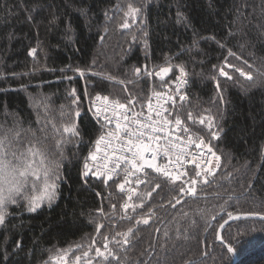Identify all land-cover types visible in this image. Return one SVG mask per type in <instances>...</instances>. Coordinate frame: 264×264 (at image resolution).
Wrapping results in <instances>:
<instances>
[{
    "label": "trees",
    "instance_id": "obj_1",
    "mask_svg": "<svg viewBox=\"0 0 264 264\" xmlns=\"http://www.w3.org/2000/svg\"><path fill=\"white\" fill-rule=\"evenodd\" d=\"M178 68L190 86L176 115L221 166L194 198L150 176L128 201L120 181L86 171L101 134L87 99L143 105ZM9 129L59 179L50 205L7 207L0 264H264V221L217 239L229 212L264 214V0H0V136ZM34 167L43 176L39 156ZM35 183L28 195L42 193Z\"/></svg>",
    "mask_w": 264,
    "mask_h": 264
},
{
    "label": "built area",
    "instance_id": "obj_2",
    "mask_svg": "<svg viewBox=\"0 0 264 264\" xmlns=\"http://www.w3.org/2000/svg\"><path fill=\"white\" fill-rule=\"evenodd\" d=\"M189 85V79L183 75L174 85L151 91L148 100L139 109L121 102L118 103L125 107H116V102L105 101L101 96L87 100L90 116L99 127L100 136L106 138L97 145L90 158L89 170L107 180H120L127 199L133 198L136 188L144 184L150 175L208 182L217 170L215 152L205 140L195 139L186 126L177 125L173 120V109L183 100L181 97L186 98ZM117 125L120 127L117 128ZM109 132L116 134L115 138L109 136ZM129 141L137 143L139 155L143 156V159L139 155L136 158V163L142 165L138 171L130 163L133 152L128 150ZM139 141L147 145L148 150L144 151ZM136 150L133 148V151ZM118 157L123 158L117 160ZM145 161L154 163L161 171L148 167Z\"/></svg>",
    "mask_w": 264,
    "mask_h": 264
},
{
    "label": "snow or ice",
    "instance_id": "obj_3",
    "mask_svg": "<svg viewBox=\"0 0 264 264\" xmlns=\"http://www.w3.org/2000/svg\"><path fill=\"white\" fill-rule=\"evenodd\" d=\"M131 12H136L138 9H130ZM127 27V24L124 25ZM35 50H33L34 52ZM169 69L164 68L161 71L167 72ZM137 71H139L137 69ZM182 71V70H181ZM222 75H227L226 73H221ZM241 75H245V73L241 72ZM231 79V77H228ZM247 79L251 80V75L246 76ZM99 99V97H97ZM184 99V97H181ZM104 100L107 101L108 98L104 97ZM131 102V101H130ZM116 107L124 108L125 105L119 104L116 102ZM99 109H97V113L99 114ZM79 113H77V116ZM191 118V114H189ZM203 120H201V123ZM177 125H180L182 122L180 119L175 121ZM120 126L117 125V128ZM155 130V129H154ZM65 133H71L72 135H79V132L76 130L75 126L73 127H65ZM109 136H113L115 138L114 133L109 132ZM140 135H143L141 133ZM20 133L18 131H13L12 129L7 130L2 136H0V224H3L5 221V216L7 215V207L10 204H14L17 202V197H23L27 200V211L28 212H35L41 206L42 203H48L49 205L56 199L57 197V187L58 185L55 183L56 179H59V175L55 172L51 167L44 166L46 158L42 152L36 149L34 146L29 145L27 148H22V146L18 145ZM105 136L101 135L100 138L97 140V145H99L102 141H105ZM140 145L143 146V150H148L147 145H143L142 141L138 142ZM130 147L128 148L129 151L133 152V159L130 161L133 168L137 171L140 170L142 165H138L136 163V158L140 153V148L137 147V143L129 141ZM133 148H136V151H133ZM40 157V166L42 168L43 176L38 173L37 168L34 167L35 158ZM94 158V157H93ZM123 157H118L117 160L122 159ZM140 159H143L142 155H139ZM219 159V157H217ZM153 160H155V156H153ZM148 167L154 168L156 171H161V169L157 168L154 163H150L145 161ZM56 169L59 168V164H56ZM117 167H119V163H117ZM87 168V164L85 165ZM87 175V172L84 173ZM165 176L168 173H164ZM30 178H34V180H30ZM43 179V191L40 195H28V186L31 184V190L35 191L37 189V185L35 181H40ZM197 181L193 180L192 184H196ZM207 183V180L204 181ZM121 189H123V184L120 185ZM159 188V184L156 185ZM181 192H184V189H181ZM196 189L194 187H190L188 189V194L195 195ZM151 195V193H148ZM131 199V197H129ZM177 203H181L180 200L176 201ZM125 207H129V205H125ZM245 217L247 216H258L260 220H264V214L261 213H246L244 214ZM215 219V217H213ZM241 219V215L237 214L234 215L233 213H228V219L224 220L223 223L219 224V229H224L225 225L228 224L229 220H239ZM144 223H148L147 220H144ZM131 232V229H129ZM126 235V234H122ZM217 239L224 243L223 237L220 234V231H217ZM107 248V244L104 245ZM229 252H232L233 249L228 247L227 249ZM98 254L99 249H97Z\"/></svg>",
    "mask_w": 264,
    "mask_h": 264
},
{
    "label": "rangeland",
    "instance_id": "obj_4",
    "mask_svg": "<svg viewBox=\"0 0 264 264\" xmlns=\"http://www.w3.org/2000/svg\"><path fill=\"white\" fill-rule=\"evenodd\" d=\"M131 4H132V2H131ZM138 11H136V12H132L133 13V15H132V13L131 12H129V11H125L123 14H124V16H128V18L127 19H130V18H134V17H136V13H137ZM123 18V17H122ZM122 18H119L118 20H117V22L118 21H121L122 20ZM135 19V21L136 20H138V18H134ZM124 29V31L125 32H127V30L129 29V26H127V27H124L123 28ZM112 33V32H111ZM114 35H117V32L116 33H112V36H114ZM182 70V71H181ZM180 73H179V75H181V73L182 74H185L186 73V71L185 70H183L182 68H180ZM80 73H83L82 71H79ZM132 104V103H131ZM213 134H214V132H213ZM212 134V135H213ZM210 139H211V137H210ZM212 140V139H211ZM212 148H213V146H212ZM216 156L217 157H219V159H217V161H216V168H217V170H215V172L217 173L218 172V170H219V168H220V166H221V158H220V156L216 153ZM207 184H208V182H207ZM54 264H67L64 260H58V261H56V262H54Z\"/></svg>",
    "mask_w": 264,
    "mask_h": 264
},
{
    "label": "water",
    "instance_id": "obj_5",
    "mask_svg": "<svg viewBox=\"0 0 264 264\" xmlns=\"http://www.w3.org/2000/svg\"><path fill=\"white\" fill-rule=\"evenodd\" d=\"M190 197L194 198V197H196V194H195V195H190ZM177 205H179V203H178ZM236 215H237V214H236ZM239 215H241V219H239V220H229V221H228V224L225 225L224 229H222V230L219 229L221 236H222V233H223V231L225 230V228H226L230 223L238 222V221H242V220H260L258 216H247V217H245L244 214H239ZM261 221H264V220H261ZM158 233H159V230L157 231V235H158ZM235 261L237 262V260H235Z\"/></svg>",
    "mask_w": 264,
    "mask_h": 264
}]
</instances>
